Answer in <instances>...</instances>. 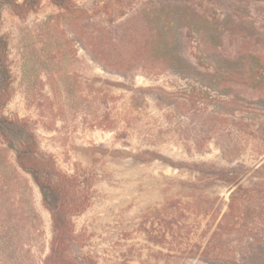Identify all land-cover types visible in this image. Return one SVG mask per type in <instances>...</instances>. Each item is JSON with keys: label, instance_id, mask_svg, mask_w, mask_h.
Listing matches in <instances>:
<instances>
[{"label": "rangeland", "instance_id": "obj_1", "mask_svg": "<svg viewBox=\"0 0 264 264\" xmlns=\"http://www.w3.org/2000/svg\"><path fill=\"white\" fill-rule=\"evenodd\" d=\"M0 12L12 78L3 114L34 133L43 176L84 181L64 193L72 229L66 257L75 264H213L200 255L232 189L212 167L248 172L264 146L228 124L206 132L203 118L176 103L160 105L157 89L142 95L137 88L185 84L154 64L167 43L191 61L205 55L201 45L215 57L264 55V0H72L66 7L42 0L24 16L4 3ZM253 107L256 127L264 120L261 105ZM200 138L208 148L189 149ZM13 142L19 145L18 136ZM76 204L88 205L76 212ZM52 238L38 185L0 135V264H47Z\"/></svg>", "mask_w": 264, "mask_h": 264}, {"label": "trees", "instance_id": "obj_2", "mask_svg": "<svg viewBox=\"0 0 264 264\" xmlns=\"http://www.w3.org/2000/svg\"><path fill=\"white\" fill-rule=\"evenodd\" d=\"M41 1L0 0V4H8L13 13L24 16ZM51 1L66 7L72 0ZM180 47L174 43L160 46L164 55L156 59L154 64L175 70L186 79L185 84L177 91H169L161 86L139 87L137 90L142 91L143 95L147 89H157L160 105L176 103L192 116L203 118V125H210L206 132H212L219 124L227 129L228 124L231 131L246 134L261 141L260 145L264 146V121L256 127L252 122L258 110L253 104L261 105L259 114L264 120V55L247 51L239 56L244 58V61L239 62L238 55L219 54L221 45L205 47L207 51L211 48L212 52L218 53L217 57L210 53L208 55L201 45L196 48L205 55L197 61H191L180 52ZM11 83L8 40L0 34V135L9 141L11 147H15L19 165L32 175L42 193L43 203L51 212L53 238L47 264H75L65 255L72 229L66 208L70 200L64 193L72 189L78 192L84 181L76 174L43 176L44 163L40 162L34 133L24 129L23 119L14 120L3 114L2 109L12 94ZM16 136L19 145L13 142ZM208 144L209 140L205 138L195 139L189 149L204 151ZM222 149L224 156L229 158L230 146H222ZM212 168L215 179L228 184L232 191L227 210L216 224L200 257L213 264H264V157L248 172L236 166ZM87 205L79 207L76 204L74 210L82 212Z\"/></svg>", "mask_w": 264, "mask_h": 264}]
</instances>
